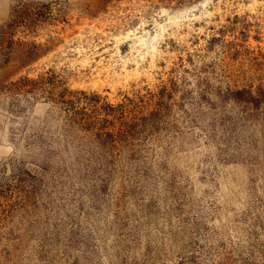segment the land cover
<instances>
[{
    "label": "rangeland",
    "instance_id": "374dc122",
    "mask_svg": "<svg viewBox=\"0 0 264 264\" xmlns=\"http://www.w3.org/2000/svg\"><path fill=\"white\" fill-rule=\"evenodd\" d=\"M30 2L65 23L0 62V264H263L264 102L235 92L264 91V0H0V25ZM45 73L99 96L86 120L17 82Z\"/></svg>",
    "mask_w": 264,
    "mask_h": 264
},
{
    "label": "trees",
    "instance_id": "16d2710c",
    "mask_svg": "<svg viewBox=\"0 0 264 264\" xmlns=\"http://www.w3.org/2000/svg\"><path fill=\"white\" fill-rule=\"evenodd\" d=\"M55 5L53 3H19L12 9L10 19L0 25V62L4 66L14 62L15 75L22 73L25 68L30 67L49 51L48 43L51 37L44 43H37L34 39L37 38L38 32L52 23H65L64 16L54 12ZM19 76L17 82L20 87L30 91L36 90L38 87L44 88L45 93L48 94L47 97L50 100H56L55 103H59L61 110L68 116L81 115L86 120L87 114L83 107L78 108L77 104L82 101L98 103L100 99L97 95L88 96L84 92L70 91L66 87L57 91L56 97H53L55 95H52L51 92L56 91V87L61 83L53 73H45L39 77V80L31 79L27 75ZM235 94L245 95L237 97V101L241 103L257 107L264 102V91L260 88L255 95L245 89L237 90ZM106 108L111 110L110 106L106 105ZM99 130L101 132L95 131L93 136L104 138L103 141H110L113 144L114 134L112 131Z\"/></svg>",
    "mask_w": 264,
    "mask_h": 264
}]
</instances>
